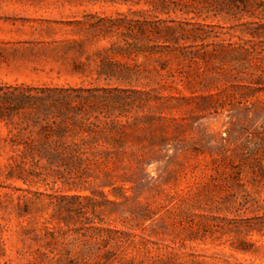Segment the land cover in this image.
<instances>
[{"label": "rangeland", "instance_id": "obj_1", "mask_svg": "<svg viewBox=\"0 0 264 264\" xmlns=\"http://www.w3.org/2000/svg\"><path fill=\"white\" fill-rule=\"evenodd\" d=\"M150 1L0 0V95L18 86L108 89L117 106L134 88L150 93L152 107L144 108L152 119L126 130L148 163L82 170L80 185L74 169L20 163L27 131L0 99V264H264V39L233 30L221 37L261 53L161 56L166 70L139 57L136 84L98 76L103 52L123 43L111 25L181 17ZM241 15L202 17L225 29L257 21ZM119 112L129 115L111 113Z\"/></svg>", "mask_w": 264, "mask_h": 264}, {"label": "trees", "instance_id": "obj_2", "mask_svg": "<svg viewBox=\"0 0 264 264\" xmlns=\"http://www.w3.org/2000/svg\"><path fill=\"white\" fill-rule=\"evenodd\" d=\"M157 1L161 4L160 12H179L181 17L160 19L152 15L136 20L122 18L120 24L111 25L114 30H120L123 43L113 44V48L103 52L98 76L115 78L131 85L136 84L144 72L136 64L139 57L154 59L161 70H166V61L162 58L167 56L177 63H192L197 58L261 53L231 41V31L238 30L242 36L264 39V0H151L149 4L154 10L157 9ZM205 11L240 12L241 16L254 17L257 21H246L240 24V29H225L223 26L207 24L205 17H202ZM147 12L140 11V14L142 16ZM222 35L231 38L223 39ZM238 40L243 39L238 36ZM115 56L121 59H114ZM153 69L159 73L156 68ZM175 73H167L166 77L171 79V83L176 77ZM128 90L130 95L114 106L110 102L114 97L109 96L108 89L6 87V91L0 95V99L7 102L6 116L20 117V127L27 131L19 142L23 145L19 150L20 163L37 165L44 162L46 167L74 169V182L80 185H84L89 176L82 170L124 166V160L139 167L146 165L149 161L147 155L139 154L134 149L126 130L137 129L139 124L152 119V115L144 113V108L149 112L152 108L149 106L151 96L146 90ZM134 107L139 111L132 114L130 110ZM116 109L125 110L130 116L122 115L121 112L112 116L111 112ZM138 112L143 113L140 115ZM120 116H125L126 121H120ZM100 174L103 179L106 175L103 186H111L110 176L100 171L95 176L100 178ZM101 194L104 195L103 192Z\"/></svg>", "mask_w": 264, "mask_h": 264}]
</instances>
